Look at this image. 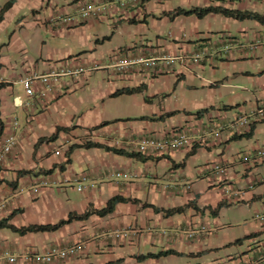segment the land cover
Returning <instances> with one entry per match:
<instances>
[{
    "label": "crops",
    "instance_id": "0c3cea01",
    "mask_svg": "<svg viewBox=\"0 0 264 264\" xmlns=\"http://www.w3.org/2000/svg\"><path fill=\"white\" fill-rule=\"evenodd\" d=\"M11 1L0 0V149L9 134H14L20 145L0 163V204H6L0 221L10 220V224L23 228L57 225L70 214L91 215L52 232L19 235L8 228L0 230V264H35L19 257L27 251L44 254L75 242L85 244L84 252L53 264H169L173 258L186 257H213V264L256 263L264 255V223L255 218L253 205L264 198V187L258 178L248 179L251 169L239 173L238 163L245 166L242 157L247 153L235 147L244 139L264 146V118H252L245 127L233 123L257 110L264 100V47L250 51L249 44L259 35L248 37L249 32L241 30L245 39L240 40L228 29L235 25L244 29L242 25L248 23L254 31L255 20L237 24L222 14L199 18L185 12L214 7L263 16L264 2L145 0L123 8L117 6V0H92L88 3L103 5L105 13L84 22L76 13L79 0L67 7L60 0H49L45 28L53 48L45 56L47 42L36 33H27L28 25L23 27L22 23L21 31L31 45L25 46L17 37L19 46L22 43L28 52H40L36 58L24 56L28 58L17 64L3 48L2 27L29 12L33 14L32 25L37 27L38 7L36 0H16L4 11ZM65 16L73 21L58 22L57 18ZM103 25H107L105 33L100 32ZM224 28L228 31H222ZM205 32L210 33L203 39ZM96 39L93 53L83 56L73 57L67 46L59 49L65 41L89 44L91 49ZM40 43L44 47L39 48ZM106 43L112 45L113 54L103 72L112 81L99 87L100 80L94 81L101 68L92 63H97L99 53L108 48ZM198 52L204 57L198 66L177 64L124 74L113 70L118 59L128 56ZM62 65L83 66L86 72L78 81L58 84L45 98L27 97L16 83L18 78ZM243 85L253 88L249 102L240 93ZM207 87L212 99L202 101L201 95L198 100L191 97L189 101L187 95L182 99L185 94H203ZM172 93L177 96L174 101V97L165 98ZM16 98L23 107H16ZM214 98L226 110L237 106L239 114L230 117L221 112ZM16 110L25 113L21 121L12 117ZM76 118L99 120L86 125L75 123ZM121 121L122 125L117 124ZM111 122L116 123L102 127ZM62 128L68 130L59 131ZM176 129L187 131L191 146L160 155L138 152L136 144L142 137H166ZM209 129L221 131L220 138H204ZM92 145L98 146L89 147ZM52 150H59L61 155ZM204 150L209 154H203ZM230 156L234 162L227 161ZM202 157L206 159L204 166L200 164ZM216 163L226 167L224 174L211 172L210 164ZM118 171L127 176L114 179L112 174ZM84 173L96 186L79 192L72 182ZM243 176L247 179L238 185ZM42 181L47 187L35 194L33 188ZM250 185L254 187L250 189ZM117 196L128 202L118 204L105 217L95 213ZM200 226L211 233L189 239L186 230ZM10 255L17 257L15 263L9 261Z\"/></svg>",
    "mask_w": 264,
    "mask_h": 264
},
{
    "label": "built area",
    "instance_id": "2783aa9c",
    "mask_svg": "<svg viewBox=\"0 0 264 264\" xmlns=\"http://www.w3.org/2000/svg\"><path fill=\"white\" fill-rule=\"evenodd\" d=\"M145 0H117L118 7H127L128 5L134 4L138 6L142 4ZM262 1L264 0H256ZM105 7L97 6L94 4H89L88 2L79 0L77 6V16L81 21L88 22L91 18L101 15L105 11ZM77 18V17H76ZM58 22L65 23L73 21L70 16L57 18ZM260 47H264V36L255 37L249 44L250 51H256ZM204 60L202 52L194 54H157V55H135L120 58L116 61L113 70L117 74H124L132 70L146 69V70H156L162 67H173L177 64L183 66H198ZM86 72L83 66H68L62 65L58 68L51 69L45 73H34L33 75L26 78H18L16 83H20L25 94L29 98H42L49 96L54 88L64 82L77 81L84 76ZM41 89V90H40ZM16 107L21 108L24 104L20 101V98L15 99ZM264 118V100L261 101L257 110L253 111L249 115H243L237 119L233 125L238 127H245L249 124L252 118ZM17 125V123H15ZM221 131L209 129L203 134L204 138L213 137L214 139L220 138ZM191 137L184 129H176L166 137H159L155 135H149L142 137L137 142V149L140 154H165L167 152H175L188 148L191 146ZM20 145L19 139L14 134L6 135L3 138L1 149H0V163L6 161L7 156L12 154ZM55 155H61L59 150H52ZM244 163H249L253 161L256 166L264 163V146L262 148L256 149L252 156H244ZM210 170L213 174L222 175L226 172V167L222 164H210ZM127 175L118 171L112 174L114 179L126 177ZM79 192L89 191L95 188L96 184L92 180L88 173L77 175L73 179ZM48 183L46 181L40 182L39 185L33 188L35 194H39L41 188L47 187ZM254 186L250 185L249 188L252 189ZM189 188V186H188ZM6 208L5 203L0 204V211ZM257 221L264 223V213H259L255 216ZM211 231L206 226H200L198 228H189L186 230V234L191 240H195L199 237L210 234ZM122 233L117 234L119 236ZM123 235H125L123 233ZM85 244L83 242H75L63 247L53 248L44 254L38 252H26L19 258L25 261L33 262L35 264H53L58 261H67L81 255L85 250ZM9 261L15 263L17 257L9 256ZM254 264H264V255L261 256Z\"/></svg>",
    "mask_w": 264,
    "mask_h": 264
},
{
    "label": "rangeland",
    "instance_id": "374dc122",
    "mask_svg": "<svg viewBox=\"0 0 264 264\" xmlns=\"http://www.w3.org/2000/svg\"><path fill=\"white\" fill-rule=\"evenodd\" d=\"M37 3H36V7H38V10H37V27L35 24L32 25V19H33V14L32 12H29V13H26L24 14V16H20V20L18 21L17 20H14V21H11V22H8L7 24L4 25V27H2V34H1V39H3V48H5V52H9L10 53V56L11 58L17 62V64L19 62H22L24 61L26 58L28 57H24V56H29V55H32L33 58H36V56H38V52H40V49L37 50V51H33L31 50L30 52H28V48H24L22 47L23 44L21 43L20 46H19V41L22 40L25 44V46H30L31 45V40L30 38H27L25 37V34L24 32H22V28L26 25L27 26V30L26 31L27 33H30L31 36L34 35V33H36V35H39L40 38L44 39L46 42H47V46H48V49H46V47L43 49L44 50V55L46 56V53H47V50H52L53 48V42H52V37L50 34H48L46 32V22L48 21V17H47V13L46 11H49L51 9H49V0H36ZM54 1V0H53ZM56 1V0H55ZM73 0H60V4H66V7L70 5V3L72 2ZM82 1H85V2H88V1H92V0H82ZM53 3V2H52ZM56 3V2H55ZM54 4V3H53ZM59 4V5H60ZM40 5H43V8L40 9ZM103 6V5H102ZM57 7H60V6H57ZM53 8H55V6H53ZM105 13V12H104ZM96 18V16L94 17ZM23 23V24H22ZM235 23L239 24L240 22L238 21H235ZM22 24V25H21ZM253 24H256L254 26H256L254 28V31L251 30V28L249 27L248 23H244V25H242V28L244 29H240L238 28V25H235L233 27H229L228 29H230L229 31L233 32V34L236 35V37H238L240 40H244L245 37H242L243 33H240V31L242 30H246L247 33H248V37H253L254 34H258L259 36H264V23H261V22H258V21H254ZM23 27H21V26ZM107 25H103L100 27V32L102 33H105L107 30ZM240 29V30H238ZM222 31H228L227 28H224ZM210 33V32H209ZM207 32L201 34V37L203 36V39H206L208 38V34ZM17 34V35H16ZM16 35L13 39H11L12 36ZM19 37V39L17 38ZM102 40L104 38H101ZM96 41L97 39L93 42V48H89V44L88 45H85V46H81V45H78L79 43L78 42H74V41H69V42H64L63 45H59V49H62L63 47H69L70 50L72 51V55L73 57H78V56H83L84 54L86 53H93V50L95 49L96 47ZM200 43L202 41L198 40ZM34 43V42H33ZM94 44H95V47H94ZM5 45V46H4ZM106 47H108L107 49H103L104 51L100 52L99 55L97 56V63H95L93 61V65H96V66H100L101 70H99V73H98V78L94 81V84L97 83L98 80L99 81V87H105L107 86L108 82L112 81L110 77H108L107 75H105V72H103V68H107L108 65H109V59L110 57L112 56V51L110 49V47L112 46L110 43H106L105 45ZM42 48L44 47V44L43 43H40L39 45V48ZM83 47V48H81ZM264 56V54L262 55ZM96 75L94 74L93 75V78H96L95 77ZM79 80V79H78ZM77 80V81H78ZM243 90H241L240 93H242L246 99L245 101L247 100V102H249L251 100V97L250 96V93L253 91V88H250V86L248 85H243ZM209 92V87H207L205 89V93H200V94H185V95H182V99L184 98V96L187 95V99L189 101H192V98L194 100H198V96H202V101H205V100H208V99H212L211 96L207 95ZM23 95V97L25 98V95L24 94H21ZM89 95L90 94H87V99H89ZM197 95V96H195ZM164 97V96H162ZM170 97H174V99H172V101H174L176 99V95L174 93H172L171 95H167L165 96V98H170ZM192 97V98H191ZM213 101V100H212ZM215 104L217 106L215 107H219L221 110V112H224L226 114H229L230 117H234L236 116L237 114H239L240 110L237 106H229L230 110H226L224 108V106L222 104H220L219 100L217 101L216 98H214V101ZM244 105V103L242 104ZM241 105V106H242ZM241 109L245 108L244 106L240 107ZM247 112V111H246ZM244 112V113H246ZM248 112H250V108H248ZM251 114V113H249ZM246 115V114H245ZM12 117L13 118H17V119H20V121L22 119H24L25 117V113L22 112V110H16L15 113L12 114ZM99 118H76L75 120V123L76 122H80V123H86V125H91V124H94L96 123V121H98ZM116 118H112L111 121H115ZM236 120V119H235ZM234 120V121H235ZM116 122H111L109 124H105V126H114ZM117 124H123V121L121 122H117ZM75 130V129H73ZM82 131L85 132V129H83ZM83 133V132H82ZM260 141H262V138H260ZM261 144H258V143H254L253 140L251 139H244V142L243 144H238L235 148V150L237 151H241L243 152V154L247 153L248 156H252L254 154V151L256 149H259V148H262L263 146H259ZM254 147H257L255 150L253 149ZM254 150V151H253ZM161 153H157L156 155H160ZM203 154H209V153H206L205 150L203 151ZM59 156V155H57ZM213 156L216 157V153L213 152ZM243 156V155H242ZM241 156V157H242ZM205 157H202V159L200 160V164L201 165H205ZM242 160H243V157H242ZM227 161H230V162H234V158L233 156H230L227 158ZM245 166L241 165L240 163H238V167H239V173H244L246 172V169H251L250 170V176L248 177V179H257L258 181H260L262 184L261 186L264 187V165L263 163L260 164L259 166H256L255 163L253 161L249 162V163H244ZM247 166V167H246ZM172 167V166H170ZM164 171V168L162 167L161 170L159 171L160 173ZM247 179L246 177H241L240 178V181L237 182L238 185L242 184L243 181ZM72 184L74 185V183L72 182ZM42 190V189H41ZM40 190V191H41ZM253 211L255 212L254 214H259V213H264V198H262V200H259L257 202V205H253ZM232 218V217H231ZM12 256V255H10ZM213 257H204V258H191V257H186V258H173L169 264H213Z\"/></svg>",
    "mask_w": 264,
    "mask_h": 264
},
{
    "label": "trees",
    "instance_id": "16d2710c",
    "mask_svg": "<svg viewBox=\"0 0 264 264\" xmlns=\"http://www.w3.org/2000/svg\"><path fill=\"white\" fill-rule=\"evenodd\" d=\"M16 0H13L9 3L8 6H6V8L4 9V11H6L7 9H9ZM3 11V13H4ZM187 15H197L199 18H204L205 16H207L210 13H216V14H222L227 18H232L235 19L237 21H246V20H255V21H259L261 23H264V15L261 16L257 13L254 12H242V11H238V10H231V9H226V8H207V9H202V10H194V11H190V12H185ZM1 21V20H0ZM129 93H133V90ZM118 94H115L114 96H116ZM1 121V120H0ZM105 124L102 125V127H104ZM65 130V128L59 129V131H63ZM68 129H66L65 131H67ZM56 138V137H54ZM98 145H92L89 147H97ZM88 147V146H87ZM128 200L123 198V197H114L111 200H109V202L107 203V205L105 206V208H103L102 210H98L95 213L100 216V217H105L107 215L112 214L115 211V208L118 204L120 203H127ZM90 213H87L85 215L82 216H78L75 214H70L69 218L67 220L61 221L59 224L57 225H40V226H30V227H23V228H17L14 225L10 224V220H3L0 221V230L4 229V228H8L13 230L15 233H18L19 235H26L28 233H38V232H52V231H56L59 228H61L62 226L72 222L75 219H86L90 216Z\"/></svg>",
    "mask_w": 264,
    "mask_h": 264
}]
</instances>
